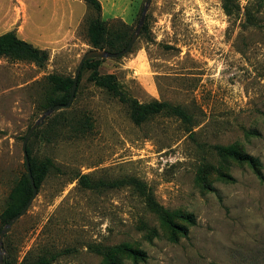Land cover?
I'll return each mask as SVG.
<instances>
[{"label":"rangeland","instance_id":"rangeland-1","mask_svg":"<svg viewBox=\"0 0 264 264\" xmlns=\"http://www.w3.org/2000/svg\"><path fill=\"white\" fill-rule=\"evenodd\" d=\"M145 1L99 0L101 19L133 36ZM236 5L228 15L222 0H152L130 52L100 66L129 97L180 105L188 121L158 115L137 126L83 71L70 108L38 128L50 140L31 137L33 156L55 168L5 236L3 264L28 254L55 255L50 264H264V181L218 150L258 159L264 176V0ZM96 17L83 0H0V35L49 53L42 67L0 58V214L26 173L23 137L47 111V77L74 76ZM86 117L92 131L75 136ZM79 175L138 185L87 189ZM149 199L186 236L171 241Z\"/></svg>","mask_w":264,"mask_h":264},{"label":"trees","instance_id":"trees-1","mask_svg":"<svg viewBox=\"0 0 264 264\" xmlns=\"http://www.w3.org/2000/svg\"><path fill=\"white\" fill-rule=\"evenodd\" d=\"M83 1L97 14L96 18L90 20L87 27V38L92 49L106 50L109 52H119L123 50L132 38L129 28L125 25H115L114 29H110L101 19L102 6L99 0ZM222 7L228 15L238 9L236 0H222ZM0 58H6L17 62H32L37 66L42 67L49 60V53L47 50L40 49L32 43L20 38L16 32L10 31L0 35ZM102 62L103 60L95 59L89 60L85 63L78 79L77 89L80 85L83 71L88 70L90 71L88 80L93 82L96 86L105 89L113 97L118 98L122 104L126 105L129 109V115L132 122L137 126L148 122L151 118L158 115L176 117L178 119H182L183 121L189 120L186 111L180 105H172L168 102L158 100L142 103L135 98L129 97L122 89L115 74H103L100 72ZM47 82L50 86V94L45 99L44 109L48 110L57 104H67L70 99L74 76L53 74L47 77ZM93 127L94 125L91 122L90 117H86L82 122L74 127L73 131L75 136L80 137L92 131ZM37 136L50 140V135L47 133V130L42 131L41 129H37L32 138ZM24 138L25 137H23V140ZM218 150L228 156L236 158L239 161L247 162L252 167L257 177L261 181H264V176L261 172V164L258 159L246 154L242 155L232 148H218ZM33 151L34 147L32 145V139H30L27 145V152L35 184L37 189H39L49 172L55 168V164L50 158L38 161L33 156ZM77 178L79 179V183L82 187L87 189H92L94 187L111 189L126 185L132 187L138 185V181L134 178L121 179L112 182L98 181L96 185L92 184L93 180L89 177V175H79ZM31 196L32 188L28 175L27 173H23L11 189L7 204L0 214V231L3 226H5L21 211ZM149 204L152 209L158 213L164 226L170 231L171 241L177 242L178 236H186L187 231L182 225L176 222L175 214L163 209L153 200L149 199ZM184 219L190 224L195 223L192 215H186ZM55 258V255H51L50 257L47 255L33 257L31 254H28L19 264H50ZM5 264L15 263L9 258L6 260Z\"/></svg>","mask_w":264,"mask_h":264},{"label":"water","instance_id":"water-1","mask_svg":"<svg viewBox=\"0 0 264 264\" xmlns=\"http://www.w3.org/2000/svg\"><path fill=\"white\" fill-rule=\"evenodd\" d=\"M151 1L152 0H146L145 1V5H144L143 10H142V15H141L139 24H138V26L135 30V33L133 34L131 40L129 41L128 45L123 50H121L119 52H109L106 50H98V49H91L88 52H86L83 55V57L81 58L79 65L77 67V70L74 74V82L72 85L71 95H70V99H69L68 103L67 104H57V105L51 107L50 109H48L47 111H45L37 119V121L30 127L27 134L25 135V138H24L23 143H22V153L24 156L26 173L28 175L29 182H30V185L32 188V196L30 197V199L28 200L26 205L21 209V211L17 215H15L2 228V230L0 232V264H3V253L5 252V249H4V238H5V236L11 231L12 226L21 217H23L25 215V213L28 211L29 207L31 206L33 200L35 199V197L37 196V193H38V189H37V186L35 184V180H34V177H33L32 171H31L29 155L27 152V145H28L29 140L31 139L34 132L44 124V122L47 120L48 117H50L51 115H53L55 112H57L59 110L70 108V106L72 105L73 100L75 98V95H76L79 76H80L81 71H82V69H83V67L87 61L95 60V59L104 60V59H112V58H121L130 52L135 41L137 40L139 34L141 33V31L143 29V26H144L145 21H146L147 11H148V8H149Z\"/></svg>","mask_w":264,"mask_h":264}]
</instances>
